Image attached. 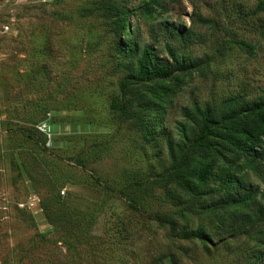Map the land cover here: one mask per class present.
Masks as SVG:
<instances>
[{"label": "rangeland", "instance_id": "374dc122", "mask_svg": "<svg viewBox=\"0 0 264 264\" xmlns=\"http://www.w3.org/2000/svg\"><path fill=\"white\" fill-rule=\"evenodd\" d=\"M93 1L0 0V264H264V221L182 211L161 178L185 107L264 95V0H158L152 15H130L159 58L169 46L194 62L173 80L152 140L109 108L116 16ZM184 29L187 45L171 36ZM258 169L242 172L262 192L264 154ZM166 212L211 240L180 238L155 217Z\"/></svg>", "mask_w": 264, "mask_h": 264}, {"label": "trees", "instance_id": "16d2710c", "mask_svg": "<svg viewBox=\"0 0 264 264\" xmlns=\"http://www.w3.org/2000/svg\"><path fill=\"white\" fill-rule=\"evenodd\" d=\"M126 1L92 2L103 4L112 16H116L113 23L117 38L113 51L116 66L121 71L109 108L119 122L130 121L147 140H152L160 123L156 121L162 117L161 103L178 87L173 80L179 74L189 72L194 62L169 46H166L167 58H159L152 48L157 43L156 37H151L149 43L134 26L130 29V15H140L141 8L147 15H152L153 5H160L158 0H150L151 3L142 0L133 10L126 8ZM260 3L264 11V3ZM82 12L89 13L91 9L83 7ZM197 19L207 22L200 16ZM124 30H128L126 37ZM120 35L123 38L120 39ZM171 36H176L181 45H187L193 34L184 29L176 30ZM149 112L153 114L150 125L145 121ZM182 114L184 123L180 127L179 139L167 148L169 161L163 169L161 178L166 181L162 186L180 191L179 197L183 201L179 199V202L184 205L182 211L225 218V213L231 210L236 214L239 226L248 225L250 228L264 221V190L247 188L245 172H242L245 169L259 172L263 159L264 95L253 100L229 96L215 104L193 102L182 110ZM41 144L44 146L45 140ZM130 199L134 200L132 196ZM131 206L136 209L134 204ZM173 214L166 212L155 217L159 222L169 224L182 239H197L202 243L211 240L203 226L194 229H189L186 224L178 226ZM64 217L65 213L59 216L60 220Z\"/></svg>", "mask_w": 264, "mask_h": 264}, {"label": "built area", "instance_id": "2783aa9c", "mask_svg": "<svg viewBox=\"0 0 264 264\" xmlns=\"http://www.w3.org/2000/svg\"><path fill=\"white\" fill-rule=\"evenodd\" d=\"M37 129L44 135H46L48 138L50 137V133L47 132L46 129V124L45 123H41L39 125H37Z\"/></svg>", "mask_w": 264, "mask_h": 264}]
</instances>
